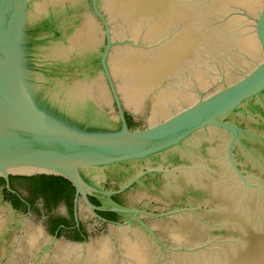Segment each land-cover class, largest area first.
<instances>
[{
	"label": "water",
	"instance_id": "95a60500",
	"mask_svg": "<svg viewBox=\"0 0 264 264\" xmlns=\"http://www.w3.org/2000/svg\"><path fill=\"white\" fill-rule=\"evenodd\" d=\"M36 175L90 235L0 187V264H264V0H0V178Z\"/></svg>",
	"mask_w": 264,
	"mask_h": 264
},
{
	"label": "trees",
	"instance_id": "16d2710c",
	"mask_svg": "<svg viewBox=\"0 0 264 264\" xmlns=\"http://www.w3.org/2000/svg\"><path fill=\"white\" fill-rule=\"evenodd\" d=\"M127 121L132 127L133 124L131 123L129 116H127ZM9 181L10 187L15 191H18L17 184L28 187L31 193L28 200L31 205H33L38 198H42L44 200V208L47 214L62 202L66 203L69 207L72 206V200L75 193L74 188L69 181L62 177L36 175L31 177H10ZM0 187L3 189L2 192L6 201L11 203V205L18 211H25L20 199L15 194L6 190L5 182L2 178H0ZM90 200L94 205H99L95 199L90 198ZM109 215L111 220H116L117 217L115 214L112 213ZM59 225H64L66 227L69 223L61 218L54 219L50 224V232L54 233ZM73 239L77 242L82 241V238L78 234H74Z\"/></svg>",
	"mask_w": 264,
	"mask_h": 264
},
{
	"label": "flooded vegetation",
	"instance_id": "af4514ba",
	"mask_svg": "<svg viewBox=\"0 0 264 264\" xmlns=\"http://www.w3.org/2000/svg\"><path fill=\"white\" fill-rule=\"evenodd\" d=\"M132 123V121H131ZM133 124V123H132ZM134 125V124H133ZM155 178H159L161 177L160 174L158 175H153ZM153 176H146V178L143 180V186H138L136 185L135 188L133 190H128L122 194H118V195H115L113 196V200L121 205H125V203L123 202V199L126 195H131L132 193H134L135 191L137 190H142V188H146L150 185V179L153 178ZM17 187H18V191H15L12 190L15 192L13 194H15L21 201V203L23 204L24 208H25V211H20L22 213H28L29 215L32 213V212H35L38 214V216H40L42 218V222L46 221L47 223H49V229H50V224L52 223V221L54 219H58V218H61V219H64L66 220L69 225L68 226H64V225H59L57 227V229L55 230L54 233H51L52 235H56L58 238L63 234V233H69L72 235V240L74 241V234H78L81 238H82V241L87 239L90 235V230H87L80 218V213H79V216H78V224L76 223L75 221V217H74V211H73V200H72V206L69 207L66 203L62 202L60 203L57 207H55L54 209L50 210V212L47 214L46 213V210L44 208V200L42 198H38L33 205L30 204L29 202V197H30V190L28 189L27 186H21L19 184H17ZM24 189L25 191H27V194H25L23 192L22 189ZM106 188L108 190H117L119 189V186L118 184H115V183H112V182H108L106 184ZM90 200V199H89ZM91 201V200H90ZM58 209L60 210H63L64 212H66V215H59L57 213ZM140 209H145L149 212H154V213H160V211L158 210H153V208L149 207V208H140ZM98 214L105 218L107 221H112V222H121V219L116 216V220H111L109 218V214H112V213H107V212H98ZM90 216V215H89ZM91 217V216H90ZM92 218V217H91ZM95 221V220H94ZM100 228L102 230H105L106 226L105 224H100ZM60 230H63V231H60Z\"/></svg>",
	"mask_w": 264,
	"mask_h": 264
}]
</instances>
